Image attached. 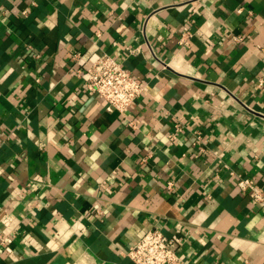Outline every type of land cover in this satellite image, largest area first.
I'll return each mask as SVG.
<instances>
[{"label": "crops", "instance_id": "crops-1", "mask_svg": "<svg viewBox=\"0 0 264 264\" xmlns=\"http://www.w3.org/2000/svg\"><path fill=\"white\" fill-rule=\"evenodd\" d=\"M108 53L144 91L85 89ZM264 0H0V264H264Z\"/></svg>", "mask_w": 264, "mask_h": 264}, {"label": "built area", "instance_id": "built-area-1", "mask_svg": "<svg viewBox=\"0 0 264 264\" xmlns=\"http://www.w3.org/2000/svg\"><path fill=\"white\" fill-rule=\"evenodd\" d=\"M86 74L85 89L102 97L110 111L126 113L144 91L142 81L108 53H103L91 64ZM238 186L249 190L256 201L264 199V191L254 179L240 178ZM179 245V237H169L159 229H151L126 253L135 264H183Z\"/></svg>", "mask_w": 264, "mask_h": 264}]
</instances>
